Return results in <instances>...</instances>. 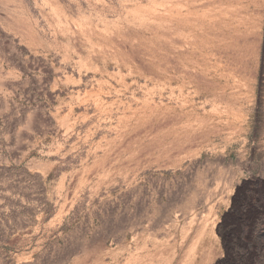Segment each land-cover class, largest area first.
I'll return each instance as SVG.
<instances>
[{
	"label": "rangeland",
	"instance_id": "obj_1",
	"mask_svg": "<svg viewBox=\"0 0 264 264\" xmlns=\"http://www.w3.org/2000/svg\"><path fill=\"white\" fill-rule=\"evenodd\" d=\"M263 254L264 0H0V264Z\"/></svg>",
	"mask_w": 264,
	"mask_h": 264
},
{
	"label": "bare ground",
	"instance_id": "obj_2",
	"mask_svg": "<svg viewBox=\"0 0 264 264\" xmlns=\"http://www.w3.org/2000/svg\"><path fill=\"white\" fill-rule=\"evenodd\" d=\"M264 255V254H263ZM263 258H264V256H263ZM263 261H264V259H263ZM260 263H262V262H260ZM264 264V263H263Z\"/></svg>",
	"mask_w": 264,
	"mask_h": 264
}]
</instances>
